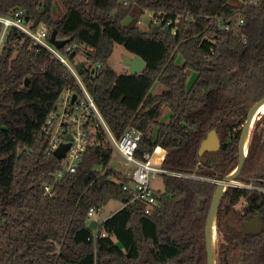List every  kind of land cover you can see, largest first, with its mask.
Masks as SVG:
<instances>
[{"label":"trees","instance_id":"1","mask_svg":"<svg viewBox=\"0 0 264 264\" xmlns=\"http://www.w3.org/2000/svg\"><path fill=\"white\" fill-rule=\"evenodd\" d=\"M18 10L32 29L44 24L48 40L53 31L67 40L58 50L71 63H89L81 79L115 137L135 127L137 156L161 147L165 169L204 179L164 174L159 205L147 213L123 189L129 178L111 166L114 146L93 121L76 171L59 177L62 158L48 153L44 128L61 92L78 91V83L50 50L11 26L0 48V264H207L213 180L238 166L245 119L264 96V0H0L1 15ZM146 10L178 19L176 31L125 24ZM116 44L142 57L145 70L117 72L109 64ZM157 82L164 90L154 93ZM164 107L168 122L159 120ZM211 130L221 147L201 155ZM235 180L245 186H228L220 198L215 264H264V229L242 235L244 221L259 214L264 222V113ZM111 200L123 206L90 228V209Z\"/></svg>","mask_w":264,"mask_h":264},{"label":"built area","instance_id":"2","mask_svg":"<svg viewBox=\"0 0 264 264\" xmlns=\"http://www.w3.org/2000/svg\"><path fill=\"white\" fill-rule=\"evenodd\" d=\"M146 13L150 14V23L153 27L169 26L174 32L176 31L178 19L166 17L161 12L154 13L153 11L146 10L145 14ZM240 22H243V20H240ZM0 23L2 24L0 30V46H2L9 27L14 26L29 35L36 43L50 50L68 67L77 80L79 87L78 91L66 88L61 92L57 109L51 113L44 128L49 135L48 153H54V150L61 143L67 141L66 135L68 133L72 135L71 146L67 150L65 156L62 157V168L57 174L59 177H62L66 173L76 171L81 156L87 144L90 142L87 126L93 121L95 126L101 125L105 129L115 151L121 156V159L128 162L131 166L130 172L126 175V177L129 178V182H122L121 185L123 189L132 193V201L140 200L146 204L147 213H149L154 206L159 205L158 195L156 196L157 192L151 185L152 179L158 174H172L204 179L198 175L165 169L162 166V156L160 159H154L158 148L154 152L146 151L142 156H137L142 133L135 127H129L121 137H115L110 131L103 113L83 83L76 65L71 63L69 59L61 54L58 48L46 38V28L43 29L39 26L36 29H32L30 20L24 16L22 10L16 11L12 16L0 14ZM221 28L228 29L229 23H224ZM102 67L103 65L101 63H97L94 66V71L99 72ZM74 95H76L75 99ZM46 191L50 192L51 187L47 186ZM95 211L97 210L93 208L90 209L88 212L89 216L92 217ZM95 230L98 231V228Z\"/></svg>","mask_w":264,"mask_h":264},{"label":"water","instance_id":"3","mask_svg":"<svg viewBox=\"0 0 264 264\" xmlns=\"http://www.w3.org/2000/svg\"><path fill=\"white\" fill-rule=\"evenodd\" d=\"M153 30L155 32L160 30L164 33H168L169 31L174 32V30L170 29L169 26H164L161 29L159 28V26H154ZM50 42L54 44L57 48H61L67 42V40L57 39L55 31H53L50 37ZM124 63L128 66L129 73H132V74L141 73L146 68V62L144 61V59L136 54H124ZM84 65H86V61H79L76 64V68L79 71H82V68ZM28 82H29L28 79H26V84H28ZM75 97L76 95H74V99ZM263 104H264V96L261 99H259L248 111L247 117L243 125V129L240 135V140H239L240 160H239L238 166L232 172L227 174L224 178L219 179V180H213L214 182L217 183V188L212 197V201H211L209 212L207 214L206 225H205L207 264H215L214 250H215L216 239L214 240V245H212L211 233H212V227L214 225L215 235H216V216H217V210H218L220 198L225 192L226 188L228 186L233 185V182L236 181L235 180L236 176L239 175L241 172V169L245 163V159H246L247 152H248V142H249L250 132L256 121L255 119H253L254 113ZM261 115L262 113L257 116V119ZM66 139L67 141L61 143L54 150V155H56L58 158L64 157L67 150L71 146L72 135L70 133L66 135ZM245 141H247V148H244ZM220 147H221V140L216 130H211L208 133L207 137L201 143L200 154L202 155L206 151H210V152L217 151L220 149ZM98 226H99V221L95 219L91 220L89 223V227L92 229H97ZM263 228H264V223L260 215H256L252 219H249L244 222L242 233H243V236L246 237L248 234L260 233L263 230Z\"/></svg>","mask_w":264,"mask_h":264},{"label":"rangeland","instance_id":"4","mask_svg":"<svg viewBox=\"0 0 264 264\" xmlns=\"http://www.w3.org/2000/svg\"><path fill=\"white\" fill-rule=\"evenodd\" d=\"M124 22H125V24H129V25H133V24L137 25L140 28H142L143 30H149L151 27H153V25H151V23H150V14L149 13L140 15L139 17H136V18H133L130 16V17L126 18V20ZM40 26L43 29L45 28L44 24H42ZM0 48H1V46H0ZM124 54H130V53L125 49V47L123 45L116 44L115 48H114V52H113V54L109 60V64L119 73H125L127 71L129 72L128 66L124 63ZM80 60H82L81 57H78L76 62L80 61ZM88 64L89 63H87L86 65H88ZM196 75H197V73L195 71H193V70L189 71V78H188L189 84H192ZM163 90H164V86L162 84H160L159 82L155 83V85L152 87V92H154V93H159V92H162ZM170 114H171L170 109L168 107H164L162 109L160 116H159V120L161 122H168V120L170 118ZM161 151L162 150L160 148V149H158L157 153L160 154ZM154 158L158 159L159 156L155 154ZM110 164L113 168L120 171L125 176L128 175V173L130 172V169H131V166L129 165V163L124 161L123 159H121V156L116 151L113 154V158H112ZM151 185L156 192L163 191L165 188L164 176L162 174H158L154 179H152ZM233 185H242V183L239 181H234ZM244 204H245V202L242 200V202L237 205V208L240 209ZM122 206H123V204L119 200H111L106 205H104L102 207V209H100L99 211H95L94 215L92 217H90V221L93 219H95L97 221H103L107 217H109L111 214L116 212L118 209H120ZM215 239H216V235H215Z\"/></svg>","mask_w":264,"mask_h":264},{"label":"bare ground","instance_id":"5","mask_svg":"<svg viewBox=\"0 0 264 264\" xmlns=\"http://www.w3.org/2000/svg\"><path fill=\"white\" fill-rule=\"evenodd\" d=\"M261 113H264V104L258 108V110L254 113V117L253 119H257V116ZM244 148H247V141H245V144H244ZM237 171V170H235ZM234 171V172H235ZM214 240H215V226L213 225L212 227V233H211V242H212V245H214Z\"/></svg>","mask_w":264,"mask_h":264},{"label":"flooded vegetation","instance_id":"6","mask_svg":"<svg viewBox=\"0 0 264 264\" xmlns=\"http://www.w3.org/2000/svg\"><path fill=\"white\" fill-rule=\"evenodd\" d=\"M233 186H245V185L242 184V185H233ZM246 187H251V186H246ZM242 200L246 203V201H245L244 199H241V201H240L238 204H240V203L242 202ZM238 204H237V205H238ZM237 205H236V207H237ZM244 205H245V204H244ZM244 205H243V206H244ZM243 206H242V207H243ZM242 207H241V208H242ZM241 208H240V209H241ZM238 209H239V208H238ZM257 215H259V214H257ZM255 216H256V215H255ZM260 217H261V216H260ZM252 218H253V217H252ZM252 218H251V219H252ZM261 219H262V218H261ZM248 220H249V219H248ZM246 221H247V220H246ZM262 221H263V220H262ZM244 222H245V221H244ZM263 223H264V222H263ZM243 226H244V225H243ZM263 229H264V228H263ZM242 230H243V229H242ZM262 231H263V230H262ZM242 235H243V233H242ZM248 235H249V234H248ZM243 237H244V236H243Z\"/></svg>","mask_w":264,"mask_h":264},{"label":"crops","instance_id":"7","mask_svg":"<svg viewBox=\"0 0 264 264\" xmlns=\"http://www.w3.org/2000/svg\"><path fill=\"white\" fill-rule=\"evenodd\" d=\"M161 147H158V149H160ZM161 150L163 151L161 154H158V153H156V155H158L159 156V158L158 159H160L161 158V156H162V158H163V156L165 155V150L163 149V148H161ZM155 159V158H154ZM108 218V217H107Z\"/></svg>","mask_w":264,"mask_h":264}]
</instances>
